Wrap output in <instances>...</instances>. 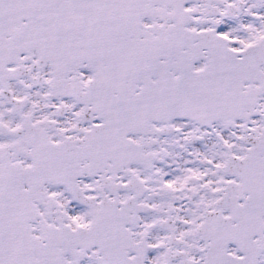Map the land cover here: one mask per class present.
Here are the masks:
<instances>
[{
	"label": "snow or ice",
	"instance_id": "obj_1",
	"mask_svg": "<svg viewBox=\"0 0 264 264\" xmlns=\"http://www.w3.org/2000/svg\"><path fill=\"white\" fill-rule=\"evenodd\" d=\"M0 264H264V0H0Z\"/></svg>",
	"mask_w": 264,
	"mask_h": 264
}]
</instances>
